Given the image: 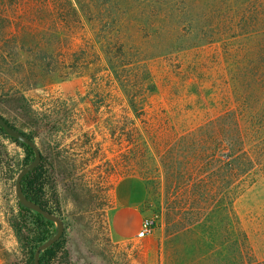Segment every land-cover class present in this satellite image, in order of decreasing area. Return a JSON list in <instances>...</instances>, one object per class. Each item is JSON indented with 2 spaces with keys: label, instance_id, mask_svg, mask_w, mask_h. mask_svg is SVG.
<instances>
[{
  "label": "rangeland",
  "instance_id": "obj_1",
  "mask_svg": "<svg viewBox=\"0 0 264 264\" xmlns=\"http://www.w3.org/2000/svg\"><path fill=\"white\" fill-rule=\"evenodd\" d=\"M262 4L0 0V114L55 164L69 246L88 249L78 264H238L244 234L247 258L264 261V171L230 173L226 159L234 119L248 127L259 109L244 107L261 95L246 86L259 71L246 66L256 64ZM109 60H125L132 77L149 71L156 85L134 125ZM22 95L51 115L47 128L30 129ZM0 145L11 165L0 170V264H24L7 215L17 198L8 178L25 153L5 137ZM132 177L147 186L156 228L114 246L116 188Z\"/></svg>",
  "mask_w": 264,
  "mask_h": 264
},
{
  "label": "trees",
  "instance_id": "obj_2",
  "mask_svg": "<svg viewBox=\"0 0 264 264\" xmlns=\"http://www.w3.org/2000/svg\"><path fill=\"white\" fill-rule=\"evenodd\" d=\"M258 19L261 24H264V4L255 13V21ZM261 33L259 37L262 40L260 44L257 43L256 48L258 55L254 57L256 64L252 62V64L249 63L246 66V70L250 68L253 71L254 69L259 71V73L255 74L258 76L252 77L253 82L250 84L247 83L246 86L257 85L258 88L254 89L259 90L261 95L250 92L249 94H253V96L252 98H248L247 107L246 104L244 107V110L249 111L252 108V104L257 103L256 105L259 109L254 114L255 118H252L254 120L248 122L250 123L248 127H241L240 122L234 119L233 129H235L236 135L233 134V129L231 130L230 127V134H227L226 138L227 150L229 151L226 154L228 161L227 169L230 173H243L250 168H260L264 171V28ZM250 57L248 56L247 58L249 59ZM124 61L109 60L108 65L114 73V80L120 88V94H122V96H117V99H120L119 101L122 105L126 104L123 107L124 113L131 121V124L134 125L135 122L131 114L138 119L142 117V114L145 112V103L156 92V85L152 80L150 72L147 70H143L141 74L132 77L129 73L130 68L124 67L130 64ZM137 66L139 68L142 67ZM137 66L134 64L130 67L132 69V67ZM19 108L26 113L28 125L32 131H40L43 124L47 128L53 122L51 115L35 110L34 105L30 103L25 95L20 96ZM95 109L97 111L98 107ZM234 113L230 112L229 116ZM6 122L12 128L16 129L8 120ZM23 134L34 140L30 135ZM38 134L40 135V133ZM0 136L20 146L25 153L21 162L16 164V170L11 171L12 175L8 178L15 185L19 172L34 160L35 154L28 145L9 137L1 126ZM56 141V147L59 149L61 141L57 139ZM55 156L56 158L60 157L61 152H56ZM7 157L6 150L0 145V170L2 171H7L8 167H11ZM22 192L29 200L62 219V202L56 167L49 157L42 155L40 164L23 178ZM204 211L205 208L202 207V213ZM7 222L16 237L24 264H34V256L37 249L57 233L54 222L48 221L41 214L24 207L17 198L15 209H12L7 215ZM242 239L245 247L244 250H240L239 252L238 264H264V261H252L250 258H247V255L252 257L253 251L249 245L248 237L245 234ZM69 241V235L64 231V234L56 243L41 253L40 264H78L76 262L77 260H74L72 257L69 249Z\"/></svg>",
  "mask_w": 264,
  "mask_h": 264
},
{
  "label": "crops",
  "instance_id": "obj_3",
  "mask_svg": "<svg viewBox=\"0 0 264 264\" xmlns=\"http://www.w3.org/2000/svg\"><path fill=\"white\" fill-rule=\"evenodd\" d=\"M148 199L147 186L141 178H124L116 188L114 211L110 218V241L114 246L126 247L136 240L147 219L144 205ZM86 243V242H85ZM79 261L88 256V249L76 250L69 246Z\"/></svg>",
  "mask_w": 264,
  "mask_h": 264
},
{
  "label": "water",
  "instance_id": "obj_4",
  "mask_svg": "<svg viewBox=\"0 0 264 264\" xmlns=\"http://www.w3.org/2000/svg\"><path fill=\"white\" fill-rule=\"evenodd\" d=\"M0 126L4 129V131L8 134L9 137L18 140L19 142L28 145L35 154L34 160L24 167L20 172L16 179L15 183V191L16 197L19 200L20 204L26 208H29L39 214H41L46 220L52 221L56 224L57 233L47 242L42 244L36 251L34 256V264H40V256L43 251L48 249L54 243H56L64 234L65 225L62 219H60L57 215L48 212L41 208L38 204L29 200L22 192V180L23 178L32 172L41 162L42 153L36 142L30 138L29 136L23 134L19 130L12 128L5 120V118L0 114Z\"/></svg>",
  "mask_w": 264,
  "mask_h": 264
},
{
  "label": "built area",
  "instance_id": "obj_5",
  "mask_svg": "<svg viewBox=\"0 0 264 264\" xmlns=\"http://www.w3.org/2000/svg\"><path fill=\"white\" fill-rule=\"evenodd\" d=\"M156 223L152 219H146L143 223L142 229L137 235L138 239L146 238L152 235L155 231Z\"/></svg>",
  "mask_w": 264,
  "mask_h": 264
}]
</instances>
